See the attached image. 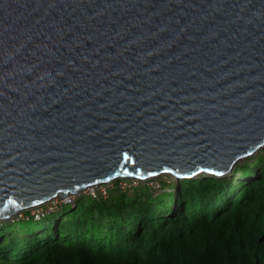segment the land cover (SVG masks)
Instances as JSON below:
<instances>
[{"label":"water","instance_id":"1","mask_svg":"<svg viewBox=\"0 0 264 264\" xmlns=\"http://www.w3.org/2000/svg\"><path fill=\"white\" fill-rule=\"evenodd\" d=\"M262 147L264 0H0V219Z\"/></svg>","mask_w":264,"mask_h":264},{"label":"trees","instance_id":"2","mask_svg":"<svg viewBox=\"0 0 264 264\" xmlns=\"http://www.w3.org/2000/svg\"><path fill=\"white\" fill-rule=\"evenodd\" d=\"M168 184L0 222V264H264V155Z\"/></svg>","mask_w":264,"mask_h":264},{"label":"rangeland","instance_id":"3","mask_svg":"<svg viewBox=\"0 0 264 264\" xmlns=\"http://www.w3.org/2000/svg\"><path fill=\"white\" fill-rule=\"evenodd\" d=\"M262 155H264V147L260 148L255 154L248 156V157H245V158L241 159L240 161L236 162L235 165L244 164L246 161L253 162L254 157L262 156ZM250 165H253V164H250ZM170 181H172V177L169 175H161L155 179H151V180L147 179V180H142V181L134 180L131 178L115 179L113 181H110V182L104 184L102 187L101 186L95 187L94 191H96L97 188H101L102 190L100 191V193H103L105 196H107L108 193H110L112 191H118V190L122 191L124 189V190H126L127 193L131 192V196H133L134 194H136L138 192H145L146 191L145 188H142L140 186L133 188L137 184H141L142 186H147L151 190L163 192L164 190H170L172 188L168 184V182H170ZM131 189H132V191H131ZM94 191L91 192L89 189L83 190L74 196H70L71 200H65V198L60 200V198H56L57 200L53 199V200H51L45 204H42V206L40 205L42 208L35 209V210L32 209V210L18 211L15 214H12L11 216H9L8 218L0 219V222H12V221L17 220L19 218H23L24 214L26 213L25 211H27L30 215H32L34 219H37L46 212L60 208L61 204L73 205L79 196H82V195L86 196L87 194L93 193ZM122 196H124V194L121 195V193H118V194H113L112 198L119 200V197H122ZM127 197H129V196L127 195ZM54 200H56V201H54Z\"/></svg>","mask_w":264,"mask_h":264},{"label":"built area","instance_id":"4","mask_svg":"<svg viewBox=\"0 0 264 264\" xmlns=\"http://www.w3.org/2000/svg\"><path fill=\"white\" fill-rule=\"evenodd\" d=\"M104 184H99V185H95V186H91V187H88V188H86V189H89L91 192L92 191H94V188L95 187H102ZM85 189V190H86ZM102 189L101 188H97L96 189V191H94L93 193H90V194H87V195H89V196H92V197H96L97 196V194L99 193V194H101L102 196H104L105 197V195L103 194V193H100V191H101Z\"/></svg>","mask_w":264,"mask_h":264},{"label":"bare ground","instance_id":"5","mask_svg":"<svg viewBox=\"0 0 264 264\" xmlns=\"http://www.w3.org/2000/svg\"><path fill=\"white\" fill-rule=\"evenodd\" d=\"M234 167H235V164H234V166H232V168L230 169V171L229 172H227L225 175H229L232 171H233V169H234ZM159 177V176H158ZM223 177V176H222ZM155 178H157V177H155ZM155 178H152V179H155ZM151 180V179H150ZM76 194H78V193H76ZM75 194V195H76ZM70 196H74V194H71V195H69V196H67V197H65V200H71V197ZM57 200V199H56ZM56 200H54V201H56ZM60 200H62V199H60ZM42 206V205H41ZM41 206H37V207H34V208H32V209H39V208H42ZM32 209H29V210H32Z\"/></svg>","mask_w":264,"mask_h":264},{"label":"snow or ice","instance_id":"6","mask_svg":"<svg viewBox=\"0 0 264 264\" xmlns=\"http://www.w3.org/2000/svg\"><path fill=\"white\" fill-rule=\"evenodd\" d=\"M165 171H168V170H165Z\"/></svg>","mask_w":264,"mask_h":264}]
</instances>
